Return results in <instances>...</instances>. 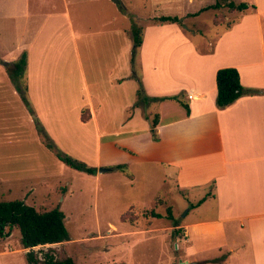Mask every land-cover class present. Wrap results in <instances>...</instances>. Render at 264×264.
I'll use <instances>...</instances> for the list:
<instances>
[{"label": "crops", "instance_id": "crops-1", "mask_svg": "<svg viewBox=\"0 0 264 264\" xmlns=\"http://www.w3.org/2000/svg\"><path fill=\"white\" fill-rule=\"evenodd\" d=\"M109 1L112 2L61 0L62 6H59L54 0H0V60L14 64L23 52L27 54L25 82L33 106L31 112L12 84L7 67L0 64V159L35 155L34 151L9 152L4 147L15 145L27 149L35 146L38 120L56 138L81 142L82 135V139L87 136L89 141L94 140L100 157L102 140L113 130L103 126L99 111L102 110L103 115L105 111L120 115L124 109L133 107L138 89V80L132 79L127 56L133 46L127 29L122 31L123 64L117 66L115 50H112V62L108 60L118 32L116 26H109L111 19L103 13ZM211 1L172 0V3L181 5L182 9L184 5L195 7L193 14ZM240 2H247L249 7L219 34L207 53L199 52L198 42L192 38L197 34L194 28L186 32L180 24L172 23L177 56L172 62L170 77L163 78L162 72H158V89L165 91L159 84L170 79L171 85L167 88L170 90L161 97L178 95L188 103L190 112L176 100L158 101L155 114L158 115L156 133L159 139L154 147L157 159L173 165L180 190L190 191V194L204 191L200 198L196 195L194 198L196 202L206 199L199 208L206 209L208 215L185 221L184 225L193 228L195 235L219 234L224 237L223 248L228 252H241L240 258L264 264V70L258 69L264 68V0ZM90 13L97 22L95 30L87 28ZM94 34L98 44L91 41V45L101 63L97 69L103 66L100 74L105 70L104 76L94 75V89L77 93L74 90L80 78L82 85H89L83 39ZM245 37L248 38L245 40ZM242 40L251 43L243 47L248 51H262L261 65L256 60L245 64L234 60L218 61L230 49L229 41L234 45ZM168 43L158 35L157 39L149 38L148 29L144 33L142 79L145 91L152 96H157L158 92L150 86L148 61L154 51L158 54L170 48ZM149 47L152 51L147 52ZM228 66L238 68L245 87L261 91L243 95L225 108H218L216 74L220 68ZM244 70L250 76H245ZM84 112L89 115L87 120L82 118ZM144 114L142 107L135 106L130 120L121 121L133 126L139 115L149 120ZM150 125L152 129V122ZM132 126H128L129 131ZM132 133L127 134L131 137ZM110 134L116 138L106 143L114 147L121 134ZM168 144H171L170 150ZM166 146L168 148L163 150ZM187 235L189 238V231Z\"/></svg>", "mask_w": 264, "mask_h": 264}, {"label": "rangeland", "instance_id": "rangeland-1", "mask_svg": "<svg viewBox=\"0 0 264 264\" xmlns=\"http://www.w3.org/2000/svg\"><path fill=\"white\" fill-rule=\"evenodd\" d=\"M54 1L62 6L61 0ZM122 1L126 5L125 9L109 1L103 11L104 15L111 19L109 26H116L118 30L111 47V58L108 60L112 62V50H115L117 66L123 64V57L120 53L123 46L122 31L133 28L135 22L142 26V37L148 29L149 38L157 39L158 35L160 39L169 42L167 45H170V48L166 47L158 54L154 51V56L152 55L148 61L150 86L158 92L157 96H152L149 91L148 93L145 91L141 67L142 44L134 55L132 42V49L127 53L129 65L132 68L130 72L134 81L135 79L141 81V83L137 82L138 89L143 90L146 99L139 100L136 96L133 107L124 109L118 116L107 111L103 115V111H99L103 126L106 125L109 131L113 130L110 133L121 134L118 137L120 141L114 146L115 148L108 146L106 142L113 141L116 137L107 133L102 140L99 157L94 140L89 141L87 136L82 139V135L80 136L81 142L56 138L50 133L48 127L38 120L35 146L27 149L15 147V145L4 147V150L9 152L34 151L35 155L11 157L10 160L9 158L0 159V200H22L41 211L60 208L65 213V223L70 239L35 247L34 251L40 258L43 257L44 252L51 250L57 259L72 257L76 264H190L192 262L197 264H253L252 259L240 258L243 256L241 252L235 254L224 249L223 236L219 234L216 236L212 234L195 235L193 228L188 229L184 225L185 221L189 222L208 215L206 209L199 208L206 199L198 204L199 201L196 202L194 198L195 195L200 198V194L204 191H191L192 194H190V191L178 188L173 165L162 163V160L157 159V148L154 145L159 138L154 136L150 125L156 116L155 113L158 112L156 104L162 101L156 98H162L161 96L170 90L167 88L171 85L170 79H165L164 82H160L162 85L159 84V88L163 86L165 91L159 90L158 72H162L163 78L171 76L172 62L178 50L174 27L171 26L174 22H160L157 18L163 15L181 18L186 32L192 28L197 31L192 38L198 42L199 52L207 53L219 34L236 22L244 12L222 7L202 11L204 13L199 12L197 15L202 14L194 19L193 17L197 16L192 15L195 7L184 5L182 9L181 5L172 3V0H163L159 4L155 3V0ZM216 1L212 0L206 6ZM234 1L239 3L242 0ZM87 28L89 30L97 28V22L92 18L91 13ZM97 38L94 34L83 39V55L89 85H82L79 76V83L74 90L77 93H86L87 88L93 90V76L100 77L101 75L103 66L97 69L101 63L91 45V41L94 43L96 41L95 45L98 44ZM247 38L245 37V40ZM229 44L230 49L218 59L220 63L234 60L245 64L256 60L261 65L262 51L259 49L248 51L247 48H243L251 46L248 41L246 43L242 40L234 45L232 41H229ZM253 46L258 47L256 43H253ZM150 51L152 50L149 47L147 52ZM107 54L109 55L108 52ZM17 61L18 59L14 60V62ZM258 69L264 70L260 67ZM25 73L26 70L24 81ZM244 74L250 76L247 70H244ZM257 90L255 94L261 91ZM119 97L123 98V95ZM153 98L155 100L150 101ZM85 104H89V101ZM93 104L99 107L97 101ZM138 105L146 113L145 117H150V121H145L143 116L139 115L133 121V126L125 125L126 123L121 120L126 122L130 120L134 107ZM87 106L91 107V104ZM170 117H173V114ZM120 122L123 125L119 126ZM38 124L43 127V130L49 131L50 141L57 149L79 163L95 167L96 173L90 174L77 170L61 161L56 151L46 145V139L39 132ZM128 126H132L131 131ZM129 132H133L131 137L127 134ZM169 146L170 150L171 144ZM167 148L168 146L163 150ZM0 150H2V145H0ZM119 164L123 165V170L113 169ZM102 167H108L111 170L100 172ZM169 209L173 218L169 216ZM151 211L159 212L162 216L154 217ZM174 220H177L179 225L176 226ZM187 231L190 233L189 238ZM30 250L31 248L24 247L19 229L13 227L9 236L0 239V264H28L27 253Z\"/></svg>", "mask_w": 264, "mask_h": 264}, {"label": "trees", "instance_id": "trees-1", "mask_svg": "<svg viewBox=\"0 0 264 264\" xmlns=\"http://www.w3.org/2000/svg\"><path fill=\"white\" fill-rule=\"evenodd\" d=\"M227 7L231 10H246L249 7L247 2H235L234 0H217L215 3L202 8L200 11L193 13L197 15L199 12L209 9H220ZM160 22H174L183 26L181 18L178 16L163 15L157 18ZM142 26L136 22L134 27L127 30L128 36L134 44V55L137 52V48L141 46L143 42ZM27 66V54L23 53L17 62L12 67L8 68V74L15 85L16 89L20 93L23 101L28 109L33 112V106L28 97V87L24 81V72ZM141 83V81L138 79ZM217 96L216 105L218 108H225L226 106L235 102L238 98L245 94H255L258 92L255 88L245 87L241 83L240 72L238 68L233 66L223 67L217 71ZM138 99H146L142 89L137 90ZM172 99L178 101L184 105L187 112H190L188 103L178 95L170 97L156 98V100ZM152 100H155L154 98ZM151 101V100H150ZM140 106V105H138ZM84 112L82 118L88 119L87 114ZM158 124V115L152 121V132L154 136H157L156 126ZM39 132L46 139V145L54 149L58 158L69 166H72L80 171H86L90 174L96 173V168L88 167L84 163H79L71 156L57 149L54 143L50 141L48 133L43 130V127L38 124ZM158 139V138H157ZM113 169L123 170V165L119 164L113 167ZM205 198L201 199L200 204ZM169 216L173 218L171 210L169 209ZM154 217H161V213L151 211ZM174 224L177 226L179 222L174 220ZM13 227H17L21 233L22 243L24 247L31 248L27 253L28 264H76L72 257H66L64 259H57L53 251L48 250L44 252L43 257L40 258L35 253L34 248L40 245L54 244L64 242L70 239V235L65 223V213L60 208H54L51 210H38L35 206L28 205L22 200H0V239L7 237L11 234Z\"/></svg>", "mask_w": 264, "mask_h": 264}, {"label": "water", "instance_id": "water-1", "mask_svg": "<svg viewBox=\"0 0 264 264\" xmlns=\"http://www.w3.org/2000/svg\"><path fill=\"white\" fill-rule=\"evenodd\" d=\"M111 1L113 3L119 5L120 8H122V9H125L126 8V5L124 4V2L122 0H111ZM0 64L3 65V66H5V67H7V68H10V67L13 66V64L10 61H8V60H0ZM109 170H111V168H108V167H102V168H100V172H107ZM46 245H48V244H46ZM190 264H197V263L196 262H192Z\"/></svg>", "mask_w": 264, "mask_h": 264}]
</instances>
